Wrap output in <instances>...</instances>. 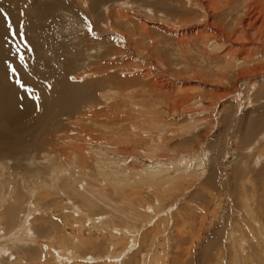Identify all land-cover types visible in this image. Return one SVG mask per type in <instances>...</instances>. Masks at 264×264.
<instances>
[{
    "label": "rangeland",
    "instance_id": "rangeland-1",
    "mask_svg": "<svg viewBox=\"0 0 264 264\" xmlns=\"http://www.w3.org/2000/svg\"><path fill=\"white\" fill-rule=\"evenodd\" d=\"M244 1L246 0H231L230 3L232 6H236L239 2L241 5L244 4ZM122 4H126L125 9L121 7ZM184 6L185 0H0V164L2 163L7 170L6 176L0 178V195L5 196L6 193L8 195L9 190H12V188L7 189L6 187H9V182L17 188L19 194L23 195L22 198H17L18 201L12 202V199L11 204L5 209V227L1 228L4 233L8 231L7 228H12L6 226L9 221L10 223L13 221V219L10 220L11 217L19 215L22 216V219H26L27 215H31L30 212L32 214L35 212L36 201L33 197L25 194L27 192L23 181L32 183V176L43 165L47 153L54 152L53 148L57 145L55 136L63 133H67L71 138L81 135L79 140L85 142V136L92 132L93 145L109 142L121 144V140L123 145H126L125 141L128 140V144L133 146L136 145L133 139H139V136L145 134L149 135L150 139L157 140L160 134L164 137L170 136L169 132H178V126H173V123L180 122L181 118L176 121H168L170 120L168 114L163 111L164 105L173 106L167 103L172 98L165 95L159 97L150 87H145L146 82L145 79H142V73L156 69L161 62L168 69L179 64L178 66H181V71H184V74H179L181 75L179 76L177 74L179 70H176V75L173 73L169 76L170 78L165 77L178 84L181 79L187 78L186 73L191 72L194 66L197 67L201 63L198 60L199 57L205 56L201 52L202 50L197 47L199 44L196 45L193 40L189 48L190 54L185 56L186 58L178 55L181 53L176 44L178 39H171L170 42H167L169 47L165 46L168 44L158 43L159 47L156 49L157 52L155 51L157 54H152L153 51L149 50L150 54L138 52L135 55L132 51L137 48H148V45L140 42L149 35H146L147 33L144 32L139 21L142 20L149 28L152 39H156L160 35L162 38L160 36L157 38L161 41L165 38L164 33L159 29H168L162 22L165 10L168 17L173 20L184 15ZM188 11L190 14L187 20L192 22H196L201 16L197 9H188ZM237 12L233 11L232 14L226 12L227 15L222 17L223 26L226 27L229 35H235L241 28V26L235 28V24L232 23L233 21L231 22L237 18ZM9 19L12 28L18 30V35L15 38L11 35L12 29L8 27ZM215 21L214 23L220 22L218 19ZM192 26L197 28L201 25L195 23L187 28V30H193L189 36L194 38L196 37L194 33L196 28ZM178 31L182 32V30ZM122 33L128 35L129 40L127 39L126 44L129 46L122 45L120 42ZM180 37L181 34H179ZM137 38L138 40H136ZM25 43H27V47H25ZM135 43L140 46H135ZM122 49L126 51L123 56L120 54L123 52ZM21 55L24 57L23 61L20 60ZM106 66L108 67L104 69ZM13 68L16 69L15 72L12 71ZM123 69H125L124 73ZM136 69L140 70V73L135 71ZM158 72L160 71L153 70V76L157 75L158 77L163 74L162 72L158 74ZM200 72L203 73L202 70ZM204 73H207L203 74L204 77L206 75L209 77L212 74L217 75L216 69L212 67L204 70ZM174 77L175 80L171 79ZM210 80L211 78H209ZM136 85L141 86L136 87L137 91L141 93L138 94L139 97L132 96L127 89ZM245 87L246 85H241L238 91L242 105L237 109L238 112L235 110L237 102L234 100V105H227V107H233V110L226 107L228 112H226L227 116L225 114L224 116L227 118L223 114L217 113V118H221V122L210 134L206 146L203 145L206 152L211 154L207 161L209 163L206 174L202 175L200 181L195 179V183H192L193 186L185 185L180 189L178 210L176 209L173 213L180 212L181 216L185 220L187 219L186 226L191 224L184 230L191 234L186 237L188 241L179 242L177 240L178 232L173 231L175 230L173 227L168 231L167 236L158 237L159 239L156 240L154 247H159L157 250L160 249L156 254L161 255L164 250L160 248L159 243L165 242V236L171 239L172 242L167 245V257L170 264H174L176 258H179L178 261L185 259V262H189L190 258L187 257L186 252H194L190 251L192 249L191 238L194 240L195 250L197 249V264H221V262L222 264H235L238 259V262H241L240 258L236 257V252L240 256L243 255L244 262L242 264H264V236L260 237L261 234L263 235L264 229V157H260V160L257 159L258 153L264 148V130H261L264 129V90H260V93L257 94L258 98L254 99L252 104H248L246 100L248 89ZM103 93H107L112 99L106 100L102 97ZM205 94H207L205 96L207 99L212 96L208 92ZM253 94H255L254 91L250 92V95ZM145 113L146 117H143ZM82 117L84 120L98 118L100 123L86 122L87 127L81 122L80 118ZM103 118L106 119L105 125ZM99 125L100 127H98ZM89 126H92L91 131ZM184 126V131L189 132L186 129L188 127L193 130L192 133H189L192 134L191 137L183 136L185 134L181 136L182 138L178 136L179 138L165 143L162 146V152H165L159 154L169 155L172 160L187 156L194 161L195 157L202 153L201 150H195L202 140L200 135L204 134L202 133L203 129L193 123L188 127L185 124ZM174 128L176 129L174 130ZM142 129H146L147 132L144 133L145 131ZM108 137H110L109 141L106 139ZM139 147L143 150L145 143ZM214 156L216 157L214 158ZM212 157L213 159H211ZM88 163L90 164V161ZM43 172H49L48 167L44 168ZM44 176V179H48V176L47 178ZM30 186L31 189L34 188L32 185ZM85 187L88 190L91 189L87 184ZM188 187H192V189L188 190L186 196H182L185 188L188 189ZM31 189H29L30 192H32ZM150 190L148 189V192ZM60 191L62 192V190ZM62 198L67 199V196ZM77 200L81 202V200ZM79 202L75 204L68 199L64 206L67 203L76 206L79 205ZM247 203L252 210L251 215L246 212ZM28 204L32 207V211ZM69 207L72 206L69 205ZM166 207L169 208V205ZM22 208L24 212H22ZM101 208L100 216L102 217V211L106 212L104 214L106 216L107 210ZM196 210L200 212H195ZM62 212L68 213L67 210ZM204 212L210 216V219L208 218V223L203 227L202 232H200L201 228L198 232V229L195 230L192 226L191 220L195 216H202L200 213ZM213 215L218 216L213 217ZM137 216L140 215L137 214ZM33 217L31 220L34 219ZM143 217L141 215L139 218L141 220L148 218L147 216ZM211 217H213L212 222L209 221ZM221 218H225V221L224 219L220 221ZM255 219L258 226L254 222ZM119 220L125 222L121 217ZM30 222L32 224L28 223L27 226L32 228L34 223ZM135 224L137 225V222ZM117 225L122 227L121 223H117ZM86 227L92 226L87 224ZM248 227L254 229L257 237L252 235ZM45 229L43 226L37 228V233L35 232L42 241L47 238L46 236H53L49 235L48 229ZM142 230V234L144 232L150 234L151 229L145 227ZM98 231V229L93 230L92 233L95 237L92 238L102 235L98 234ZM194 232L195 234L199 233L200 236H197L198 234L195 236ZM151 234L153 235L145 237L146 246L144 243H136V249L134 248L127 255V257L130 256L129 259L123 258L126 254L121 250L123 245H120L119 238H113L114 241L111 240L110 244L109 240L101 236V241L93 244L92 247L89 248L88 244L85 246V250H78L83 252V257L78 264H82L84 260L85 264H103L104 262V264H108L111 262L109 248H113V254L123 256L121 258L125 261L120 258V264H142L145 253L147 255L145 261L152 258L153 253L149 251V248L152 242L150 238L153 239L154 233L151 232ZM6 235H0V245L7 241H11L12 244L8 249L0 250V264H15L16 258H20V252L21 255L26 256L24 259L26 263L39 258L36 255V249L31 250L35 246L27 244L26 249L29 247L30 251L23 250L25 249L23 242H13L14 239H9ZM92 238L91 240L94 241ZM138 244H140L139 247ZM136 251H138L137 254L134 253ZM189 264H192V261Z\"/></svg>",
    "mask_w": 264,
    "mask_h": 264
},
{
    "label": "bare ground",
    "instance_id": "bare-ground-1",
    "mask_svg": "<svg viewBox=\"0 0 264 264\" xmlns=\"http://www.w3.org/2000/svg\"><path fill=\"white\" fill-rule=\"evenodd\" d=\"M230 1L231 0H185L184 15L181 18L179 17L173 20L168 17L166 10L165 12L163 11L164 15L162 22H164V25L168 27V29H159V31L164 33L165 38L161 41L157 38L160 35L157 36L156 39H152V35H150L149 32L150 30H148L149 28H147L142 20L139 21L144 32L147 33L146 35H149V37H145L140 42L148 45V48H137L136 50H133L132 52H134L135 55H137L138 52L150 54V52H148L149 50L151 52L153 51L152 54L156 53V49L159 47L158 45L160 43L168 44L167 42H170L171 39L179 40L176 42L178 49L181 52L180 54L177 52L179 57H185L190 54L189 48L191 43H193V40L196 45L199 44L197 47L200 48L202 50L201 52L205 55L204 57H199L198 60H200L201 63H199L197 67L194 66L195 68L192 66V71L185 75L187 78L181 79L178 84L167 80L165 77L177 73L176 70H179V73H177L178 75L184 74V71H181V66H178L179 64L174 65L173 68L169 67L168 69L160 60L158 62L161 63L153 70L162 72L163 74L161 76H153V70L142 73V79H145L144 81L146 82L144 85L145 87H150L151 90L156 92L155 95H159V97L165 95L168 98H172L166 102L173 106L167 107V105H164L165 108L163 111L168 114V119H170L168 121H176V119L181 118L179 120L180 122L177 121L176 123H173V126H178V132H169L168 134H170V136L167 135L164 137L160 134L157 137V140H152L149 138V135L145 134L142 135L144 136L143 139L142 136H139V139H133L134 143H136V145L133 146L128 144V140L125 141L127 142L126 145H123L122 140L121 144H112L109 142L102 143V145H93L94 140L92 139V132L85 136V142L79 140L81 139V135L74 136V139L69 137L67 133L57 135V137L55 136V142L57 145L53 148L54 152L49 151L47 153L43 165L36 171V174L32 176V183L29 184L28 181H23L24 188L27 192L25 194H27V196L29 195V197H33L36 201H34L36 203L35 212H33V214L30 212L31 215H27L26 219H22V216L20 217L19 215L17 217H11L10 220L13 219V221L11 223L9 221L6 226L12 228H7L8 231L6 233L1 229L2 227H5V209L11 204L10 201L12 199V202H15V200L18 201L17 198H22L21 196L23 195L22 193L19 194L17 188L15 186L13 187L10 182L9 187H6L7 189L12 188V190H9L8 195L7 193L5 196L0 195V235L2 234L5 236L7 234L6 236L9 239H14L13 242H23L22 244L25 245H23L25 248L23 250L26 251H30L31 249H29V247L26 249L27 244H31L33 247L35 246V248L31 250L36 249V255L39 256L36 260L26 263L24 261L26 256L21 255L22 253L20 252V258H16L14 261L15 264H78L83 257V252L78 250H85V246H88V244L89 248L92 247L93 244L101 241V236L109 240L110 244L111 240L114 241L113 238L120 239V245H123L121 250H123L126 255L123 257L121 255L113 254V248H109L111 252L109 257L111 262L108 263L120 264L119 259L121 257L129 259L130 256L127 257V255H129L134 248L136 249V243H144L145 245V237L147 235H153L151 232L154 233L153 239L150 238V241L152 240V242L150 243L149 248V251L153 253L152 258L145 261L147 257L145 253L142 264L171 263L167 257V245L172 242L171 239L168 237L166 238L168 231L173 227V229H175L173 231L178 232L177 240L179 242L186 241V237L191 235L189 232L184 231L185 228L191 225L186 226V224H188L186 221L187 219L185 220L180 212L173 213L177 209V204L181 196L179 192L182 186H193L192 183H195V179L200 181L202 175L207 172L209 163L207 161L211 154L206 152L203 145L206 144L210 134L216 129V125L221 122V118H217V113L223 114V116L225 114V116H227V108L233 110V107H227V105L232 106L235 104V101L237 102L235 110L238 112L237 109L242 106L238 91L243 84L246 85L245 89H248V95L246 97L248 104H252L254 99L258 98L257 94L260 93V90H264V0H246L244 1V4L241 5V2H239L236 6H232ZM122 5L123 6L121 7L125 9L126 4ZM229 6H231V8H229ZM188 9H197L201 14L196 22L187 20L190 14ZM233 11H238L237 18L231 20V22L233 21L232 23L235 24V28L238 26H241V28L235 35L230 34V36L226 31V27L223 26L224 21H222V17L227 15L226 12L232 14ZM215 19H218L220 22L214 23L216 22ZM195 23L201 25V27L196 28L195 26H192L193 28H196V32H194L196 37L192 38V36L189 35L193 30H187V28H190L191 25H195ZM110 29L114 30L113 28ZM178 30H182V32H179ZM179 34H181L180 38ZM160 37L162 38V36ZM120 38L122 40L120 41L122 45H127L128 35L122 33ZM136 40H138V38ZM135 46L138 47L140 44L135 43ZM165 46L169 47L170 45L168 44ZM124 53H126V51L123 50L120 54L123 56ZM218 61H220V63H218ZM172 64H174V62ZM107 67L108 66L104 69ZM209 67L216 69L217 75L212 74L209 77H207V75L204 77L203 74H207L204 73V70H207ZM124 70L125 69L122 71L123 73ZM201 70L203 71L202 74L200 72ZM135 71L140 73V70L136 69ZM160 72H158V74ZM98 74L100 75L99 72ZM209 78H211L210 81ZM171 79L175 80V77ZM136 87L141 86L136 85L127 88L132 96H138V94H141L137 91ZM180 90H182V93H180ZM252 91H254L255 94L250 95V92ZM207 92L213 97L210 95L211 97L207 99L205 97L207 95L205 93ZM107 93H103L102 97L106 100L112 99ZM238 94L239 96H237ZM145 115L146 113L143 114V117H146ZM114 116L112 117L114 118ZM80 120L87 127L88 125L86 122L94 124L100 123L98 118L84 120L82 117ZM105 120L106 119H104V122L102 121L104 125ZM10 121L12 122L13 120ZM191 123L195 124V126H201V129H203L202 133H204L200 135L202 140L199 147L195 150H201L202 153L197 155L194 161L191 157L187 156L172 160L169 155L166 156L164 154H159L162 152V146L165 143L176 139L178 136L181 137L185 134L183 136L186 137L188 135L191 137L192 134L189 133H192L193 130L188 127ZM184 124L188 127L186 129H188L189 132L183 130V128L185 129V126L183 127ZM98 127H100V125ZM101 127L104 128V126ZM91 129L92 126L90 127V131ZM175 129L176 128H174V130ZM142 130L145 131L144 133L147 132L146 129ZM261 130L263 131L264 129ZM134 134L136 135L135 131ZM106 139L109 141L110 137ZM143 143H145V148L142 150L139 145ZM262 156L264 157V148L258 153L257 159L260 160V157ZM215 157L216 156H214V158ZM211 159H213V157ZM89 161L90 164L88 163ZM46 167H48L49 172L45 173L43 172V169ZM6 171V168L1 163V179L6 176ZM43 175H45L46 178L48 176V179H44ZM85 184L91 187V189L88 190L87 187H85ZM30 185L34 186V188L31 189ZM29 189H31L32 192H30ZM148 189L150 190L149 192ZM185 189V191L183 190L184 192L182 196L187 194L188 190L192 189V187ZM60 190H62V192ZM65 195L67 196V199L62 198ZM68 199L75 204L76 202H79L77 199L81 200V202L76 206H73L72 203H67L64 206V203L67 202ZM21 201H23V199ZM29 204L31 203L29 202ZM29 204L28 206H30ZM69 205L72 207H69ZM166 205H169V208H165ZM101 207H103L104 210H107L106 216L104 215L106 213L105 211H102V217L100 216L101 212L99 210L102 209ZM63 210H67L68 213L62 212ZM197 211L200 212L199 210H196L195 212ZM22 212H24L23 208ZM246 212L248 215H251L252 210L250 209L249 203L246 204ZM137 214L140 216L143 215L144 217L147 216L148 218L141 220L142 217L139 218L140 216L138 217ZM200 214H202V216L196 217L194 215L196 218L193 216L194 218L191 220L192 226H194L195 230L198 229V232L200 228V232H202L201 230L204 229L203 227L208 223V218L210 219V216L207 213L204 212ZM216 216L218 215H213V217ZM32 217L34 218L33 220H31ZM119 217L125 220V222L119 220ZM213 217H211V220L209 221L212 222ZM222 219L225 221V218H221L220 221H222ZM30 221H33L34 223L32 228L27 226L28 223H31ZM136 222L137 225L135 224ZM254 222L257 226L259 225L257 224L256 219ZM117 223H121L122 227H118ZM138 223L140 224L139 227ZM87 224L92 227L87 228ZM43 226L49 230V235L53 236H46L47 238L42 241V239L40 240L41 237L38 238V236H36V230ZM145 227H150V234H145V232L142 234L141 230L145 229ZM248 228L250 229V227ZM259 228L261 229L260 226ZM32 229L35 230L33 231ZM94 229H98V234L101 233L102 235H96V238H92L94 236L92 233ZM250 231L254 237H257L254 229H250ZM193 234H195V232ZM196 234H198L197 236H200L199 233ZM164 235H166L164 237L165 242L163 241V244L159 243L161 246L160 248L164 251L162 250V254L158 255L156 252L160 249L157 250L159 247L155 248L154 245L156 240L159 239L158 237ZM107 236H109V238H107ZM263 236L264 229L263 235L261 234L260 237ZM7 237L4 238L7 239ZM91 238L94 239V241H92ZM191 240L192 249H190V251L192 250L194 252H186V255L188 254L187 257L190 258L189 262H185V259L178 261L179 258H176L174 259V264H189L190 261H192V264H197V249L195 250L194 248V240L192 238ZM11 244V241H7L5 244L0 245V250L4 251L8 249ZM139 245L140 244H138V247ZM144 248L146 249V247ZM134 253L137 254L138 251ZM235 255L237 258H240L241 261L238 262V259V263L236 262L235 264H242V262H244L243 255L240 256L237 252ZM123 258H121V260Z\"/></svg>",
    "mask_w": 264,
    "mask_h": 264
},
{
    "label": "snow or ice",
    "instance_id": "snow-or-ice-1",
    "mask_svg": "<svg viewBox=\"0 0 264 264\" xmlns=\"http://www.w3.org/2000/svg\"><path fill=\"white\" fill-rule=\"evenodd\" d=\"M5 15H7V14L5 13ZM8 27H9V29H12L11 35H12L13 38H15L18 35V30L12 28V23H11V20L10 19H9ZM25 47H27V43H25ZM20 60L21 61L24 60L23 55L20 56ZM12 71L15 72L16 69L13 68Z\"/></svg>",
    "mask_w": 264,
    "mask_h": 264
}]
</instances>
